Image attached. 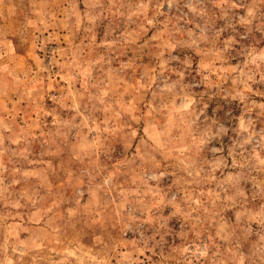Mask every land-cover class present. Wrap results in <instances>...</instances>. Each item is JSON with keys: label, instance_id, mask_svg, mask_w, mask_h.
Masks as SVG:
<instances>
[{"label": "rangeland", "instance_id": "1", "mask_svg": "<svg viewBox=\"0 0 264 264\" xmlns=\"http://www.w3.org/2000/svg\"><path fill=\"white\" fill-rule=\"evenodd\" d=\"M0 264H264V0H0Z\"/></svg>", "mask_w": 264, "mask_h": 264}]
</instances>
